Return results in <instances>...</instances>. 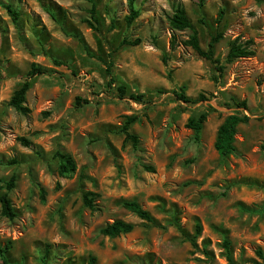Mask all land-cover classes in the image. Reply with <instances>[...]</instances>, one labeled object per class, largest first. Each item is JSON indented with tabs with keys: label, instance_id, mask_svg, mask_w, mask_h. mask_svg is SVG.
Returning a JSON list of instances; mask_svg holds the SVG:
<instances>
[{
	"label": "rangeland",
	"instance_id": "374dc122",
	"mask_svg": "<svg viewBox=\"0 0 264 264\" xmlns=\"http://www.w3.org/2000/svg\"><path fill=\"white\" fill-rule=\"evenodd\" d=\"M0 1L19 13L13 20L0 5V195L7 193L16 212L12 219L0 212V247L9 245L10 261L264 264L257 255H264V0H134L139 15L131 24L128 0H95V20L87 0ZM177 3L202 48L221 34L213 47L220 76L184 44L190 30H172ZM233 41L251 54L226 61ZM32 64L45 71L31 79L29 112L22 114L8 100ZM180 86L202 99L181 101L174 93ZM204 111L195 141L185 123ZM232 113L249 119L237 127L234 151L221 156L216 130ZM125 116L137 118L129 128L136 145L120 131ZM56 150L73 157L71 175H58ZM86 192L95 194L88 195L93 210L83 204ZM125 200L137 201L154 221L124 208ZM116 219L133 230L100 233Z\"/></svg>",
	"mask_w": 264,
	"mask_h": 264
},
{
	"label": "trees",
	"instance_id": "16d2710c",
	"mask_svg": "<svg viewBox=\"0 0 264 264\" xmlns=\"http://www.w3.org/2000/svg\"><path fill=\"white\" fill-rule=\"evenodd\" d=\"M91 4L90 12L91 17L95 20V0H87ZM134 0H128V7H129V13L126 16V23L131 24L132 21L139 15V11L134 8L133 5ZM199 4L201 5L203 0H198ZM0 5L6 9L7 13L11 16L13 20H16L18 18V10L15 9L10 3H3L0 1ZM91 24V22H89ZM169 24L172 28V30H190V34L188 35V38L184 41V44L189 45L198 56L212 62L215 67V71L217 72V76H220L222 73V64L219 58H215L213 56V47L214 44L217 42V40L220 38L221 34L217 33L210 37L209 42L207 44V47L204 49L201 47L198 34L196 29L193 27L189 17L187 16V13L185 11V8L181 3H177L173 8V13L169 17ZM138 43V39L128 41L126 39H122L120 41V44H130V45H136ZM174 43V37L171 36V45ZM251 54V51L241 44L237 43L236 41L231 42L229 49L226 53L225 60L231 61L237 57H245L249 56ZM163 61L164 57H163ZM112 63L108 62L106 63L105 67V74L108 79V84L111 85L115 82V78L111 71ZM45 70L41 68L40 66H37L36 64H32L30 69L27 72L26 78L23 80V82L19 85L18 88H16L12 95L10 96L8 100V105L13 107L16 111L22 114H26L29 112V108L25 105V95L28 89L30 88V81L31 79L40 73H43ZM117 90L119 92V95L125 94V87L123 85H118ZM263 90H264V84H263ZM178 99H180L183 102H195L199 99H202V95H200L197 98L189 97L185 94L183 90V86H180L179 92H174ZM129 96L136 100L142 99V94H129ZM80 98H76V103H79ZM234 105L238 108H246V102L245 100H232ZM207 118V112L204 111L200 113L196 117H189L186 120L185 126L194 132V140L198 141L199 139V133L202 129V126ZM136 116H125V119L121 125L120 131L124 134L125 139L131 140L133 145H136L138 142L137 137L132 134L129 130L130 125L136 120ZM249 119V116L246 114L239 115L238 113H232L228 116H226L222 122L219 124L215 140H214V148L217 150V152L221 156H227L228 154L232 153L234 151V136L237 131V127L241 123L247 122ZM23 143H27L26 140L22 139ZM261 148L264 149V141L261 144ZM54 157L57 159V173L60 176H69L71 175L75 169L76 164L73 159V157L67 153L60 150H56L54 152ZM11 163H14V161H11ZM148 169H152L148 167ZM14 180L15 176L11 175L9 180L6 182V189L10 190L14 186ZM88 195L94 196L95 194L92 192H86L83 195V204L84 206L88 207L89 209L93 210L95 208V205L93 203L92 197H89ZM122 205L124 208L132 212L134 215H136L138 218L152 222L154 221L152 215L150 212L146 209H144L137 201L134 200H125L122 202ZM262 208L264 209V202L262 203ZM0 212L3 216L12 219L16 216V212L12 206L11 200L8 197L7 193L4 192L0 195ZM134 224L130 222L123 221L121 219L113 220L110 223H106L103 227L100 228V233L109 236V237H115L123 233H128L133 230ZM201 230L200 224L197 222L195 225V234H199ZM193 243V240H191ZM223 247L226 251L228 259H230L229 252H230V243L229 241L224 238L223 241ZM9 249V245H5L4 247H0V259L3 264H22L17 262H12L8 259V256L6 255L7 250ZM257 255L262 259L264 262V255L257 251ZM95 258L93 256L89 257L88 264H94Z\"/></svg>",
	"mask_w": 264,
	"mask_h": 264
}]
</instances>
